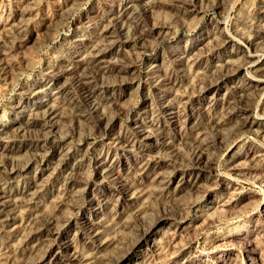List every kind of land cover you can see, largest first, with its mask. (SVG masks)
<instances>
[{
	"label": "rangeland",
	"instance_id": "rangeland-1",
	"mask_svg": "<svg viewBox=\"0 0 264 264\" xmlns=\"http://www.w3.org/2000/svg\"><path fill=\"white\" fill-rule=\"evenodd\" d=\"M129 1L0 0V188L44 189L27 243L0 199V261L15 239L6 264H264V83L237 69L248 35L264 65V0H163L114 48L120 73H71ZM37 83L67 117L24 132Z\"/></svg>",
	"mask_w": 264,
	"mask_h": 264
},
{
	"label": "bare ground",
	"instance_id": "bare-ground-1",
	"mask_svg": "<svg viewBox=\"0 0 264 264\" xmlns=\"http://www.w3.org/2000/svg\"><path fill=\"white\" fill-rule=\"evenodd\" d=\"M160 2L162 3L163 0H134L133 2L129 1L123 7V9L118 11V13L115 14L111 18V21L104 26L103 30L97 36V38L93 40L92 43L90 42L91 44L87 45L88 47L87 50H85L82 54H80V56L78 55V58L76 59L77 61L72 62L73 64H71V67L69 69L70 72L74 74L76 73L78 74L79 72L78 67L82 65L84 68L92 67L90 69L88 68L90 71L93 68L94 70L97 69L101 71L103 75H106L107 73L108 74L111 73L109 76H112L114 71H117L118 73H120L122 67L119 65L120 64L119 57L117 56L116 53L114 54V48H116L120 43L123 42L125 33L127 32V29H129L130 26L135 25V24L138 25V22L140 20L139 17L141 16L142 11H149V10L152 11ZM256 39L257 38L255 37V35H248L245 38H243V40L248 45L247 46L248 50L244 53V56H243L245 57V63L239 65L238 66L239 68L237 69L244 68L246 67L247 64L254 65L256 67V70L259 71V74L256 77L249 75L248 81L252 85L257 87L264 83V65L256 66V63H255L256 62L255 56L258 54V52L257 50H252V47L255 49V46L257 45ZM230 41H231L230 39L226 40V42H230ZM115 52H118V51H115ZM187 58H188L187 60L188 63H190L192 66L196 64L197 57L195 58L192 55H190ZM231 63L234 64V61L230 58H226L224 63L220 64L221 66H217L212 70V73L216 74L222 71L225 66L226 67L230 66ZM87 74L89 75V72ZM81 76H83L82 79H84V82H88V83L91 82L89 81L88 76L86 74L81 75ZM94 88L96 87L94 86ZM49 90L50 92L52 91L51 96H50ZM95 90L96 89H94V91ZM62 91L63 90L61 89L52 90V88H50L44 83H39V84L37 83L32 87L29 93L30 94L29 98L30 100H35V103H33L31 107L25 110L24 115H25L26 122L24 121L25 122L24 124H26L28 127L22 126L24 124H20L24 132L29 131L31 129V126L34 127V125H39L41 123H42L41 125L46 127L45 129H47L48 131H52V130L57 129L59 127V124L64 123V120L67 116H66V111H65L66 108L62 105V102H63L62 98L65 96ZM170 113L172 114L175 113V110L172 107L170 108ZM143 135H144V138H149L152 136L150 132L148 131H144ZM14 139H15V135L14 136L11 135V133L7 130V128L0 127V148L2 151H7L9 148H11L10 145ZM53 171H50V172H53ZM41 185H44V184H41ZM4 188L5 187H3V189L0 188L1 189L0 199H2L3 201H6L10 206L13 207L14 212L16 214L18 213V215L16 216L14 215L15 217L20 216V218H23L19 222L15 223L14 221L12 230L15 232L16 231L15 228H18L19 230L17 232L19 231L21 232L20 239H22L23 243H27L30 241V233L33 230L32 227L36 224L35 223L36 220L38 222V219H40L41 213H43L44 211V208H43V211L41 208V210L36 209L37 211L33 212V209L31 208L32 205L37 203V198H38V195L41 193L40 191H41L42 186L41 188H37V187L30 188L29 186L28 189L26 190L24 189V191L20 193H15L14 190H5ZM54 200H55L54 208H57L58 210L63 209V207L65 208L67 205V201L62 195H58ZM40 202L41 201H39V203ZM35 207H34V210H35ZM28 209H29V212L31 211L32 213L27 215L25 214V212H27ZM26 215L28 216L26 218L27 221L24 220L25 218L24 216ZM6 221H7L6 217H3V216L0 217V223H5ZM170 233H171V230H170ZM22 242L20 243L22 244ZM20 243H18L19 245L16 246V250L21 249L22 245ZM12 245H13L12 253L8 254L3 260H1L0 264H6L8 259L13 256H14L13 259H15V239L13 240ZM31 247L32 248H30V253L35 248L33 245Z\"/></svg>",
	"mask_w": 264,
	"mask_h": 264
}]
</instances>
